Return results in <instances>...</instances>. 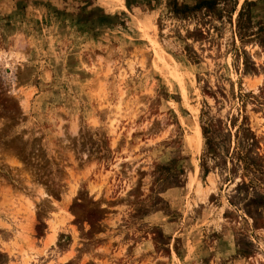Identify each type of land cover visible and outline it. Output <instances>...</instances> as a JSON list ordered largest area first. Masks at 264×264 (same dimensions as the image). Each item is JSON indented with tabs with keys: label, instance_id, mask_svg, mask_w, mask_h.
Segmentation results:
<instances>
[{
	"label": "rangeland",
	"instance_id": "1",
	"mask_svg": "<svg viewBox=\"0 0 264 264\" xmlns=\"http://www.w3.org/2000/svg\"><path fill=\"white\" fill-rule=\"evenodd\" d=\"M0 264H264V0H0Z\"/></svg>",
	"mask_w": 264,
	"mask_h": 264
},
{
	"label": "bare ground",
	"instance_id": "2",
	"mask_svg": "<svg viewBox=\"0 0 264 264\" xmlns=\"http://www.w3.org/2000/svg\"><path fill=\"white\" fill-rule=\"evenodd\" d=\"M43 194V193H42Z\"/></svg>",
	"mask_w": 264,
	"mask_h": 264
}]
</instances>
